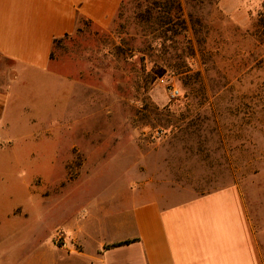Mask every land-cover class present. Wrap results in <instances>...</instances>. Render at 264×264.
<instances>
[{
	"label": "rangeland",
	"instance_id": "1",
	"mask_svg": "<svg viewBox=\"0 0 264 264\" xmlns=\"http://www.w3.org/2000/svg\"><path fill=\"white\" fill-rule=\"evenodd\" d=\"M177 1L186 31L151 33L129 0L108 28L81 24L54 46L72 82L66 134L54 138L68 158L64 215L100 201L122 209L124 197L131 209L140 192L176 204L239 185L264 255V3Z\"/></svg>",
	"mask_w": 264,
	"mask_h": 264
},
{
	"label": "crops",
	"instance_id": "2",
	"mask_svg": "<svg viewBox=\"0 0 264 264\" xmlns=\"http://www.w3.org/2000/svg\"><path fill=\"white\" fill-rule=\"evenodd\" d=\"M123 1L0 0V264H264L239 185L176 204L140 192L131 209L124 197L122 209L100 201L64 215L68 158L54 138L66 134L72 82L53 48L81 24L108 28Z\"/></svg>",
	"mask_w": 264,
	"mask_h": 264
},
{
	"label": "trees",
	"instance_id": "3",
	"mask_svg": "<svg viewBox=\"0 0 264 264\" xmlns=\"http://www.w3.org/2000/svg\"><path fill=\"white\" fill-rule=\"evenodd\" d=\"M128 1H123L118 12L119 17L122 8ZM133 3L136 9L135 18L137 22L139 24H147L149 28H153L151 33H156L163 29L170 31L176 26L186 31L187 27L185 21L182 20V10L177 0H133ZM59 41H56L55 45Z\"/></svg>",
	"mask_w": 264,
	"mask_h": 264
},
{
	"label": "built area",
	"instance_id": "4",
	"mask_svg": "<svg viewBox=\"0 0 264 264\" xmlns=\"http://www.w3.org/2000/svg\"><path fill=\"white\" fill-rule=\"evenodd\" d=\"M53 240H54V243L59 247L64 248L67 246L66 236H65L64 231L62 230H57Z\"/></svg>",
	"mask_w": 264,
	"mask_h": 264
}]
</instances>
